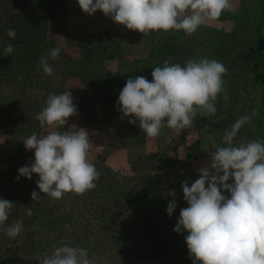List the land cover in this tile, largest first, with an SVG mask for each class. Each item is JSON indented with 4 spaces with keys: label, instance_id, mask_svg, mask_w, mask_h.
<instances>
[{
    "label": "trees",
    "instance_id": "16d2710c",
    "mask_svg": "<svg viewBox=\"0 0 264 264\" xmlns=\"http://www.w3.org/2000/svg\"><path fill=\"white\" fill-rule=\"evenodd\" d=\"M68 1L0 0V136L26 139L32 133L46 134L49 129L40 127L37 114L50 93L60 94L71 87L77 116L85 125L97 127L112 117L120 124L122 134L131 133L139 127L126 123L127 118L117 111L119 92L129 78L143 75L151 80L152 68L162 66L164 60L183 65L188 59L206 57L222 62L227 68L225 93L217 97L214 116L194 118L190 128L180 131L181 151L172 147L167 159H157L155 153L146 157L155 161L153 171L136 173L140 166L132 163L130 169L136 174L125 177L96 163V187L83 194L69 192L59 200L47 195L32 200V183L18 177L17 172L29 162L21 161L17 151L20 161L4 172L0 196L13 202L12 211L28 220L23 222L26 228L20 247L10 249L0 240V264H41L46 251L50 254L63 243L86 248L92 264H102L101 256L106 259L103 264H124L123 258L129 256L145 262L193 264L184 242L187 233L177 234L173 228L180 210L187 207L181 184L187 181L191 185L199 176V172H187L188 161L199 156L201 137L211 135L223 142L226 129L240 116L256 111L258 115L240 129L233 143L264 140V0H237L229 17L218 18L231 23L226 31L220 27L203 39L169 31L161 41L157 32L143 35L122 26L116 35L100 32L74 38L65 34L59 20ZM9 28L15 29V39L7 36ZM63 35H67L64 46L60 43ZM145 40L147 57L130 60L134 47L146 44L142 43ZM8 44L13 45L14 52L5 56L2 49ZM54 47L61 52L55 61L49 59L53 74L47 76L37 70L38 62ZM114 51L124 63L119 62L116 73L111 74L107 68L115 60ZM72 52L75 57L69 55ZM22 101L27 102L26 108H22ZM172 190L174 197L169 195ZM21 192L25 193L23 197L19 196ZM170 200L177 207L168 216ZM26 206L31 208V216L26 215ZM134 245L142 250L132 253Z\"/></svg>",
    "mask_w": 264,
    "mask_h": 264
},
{
    "label": "clouds",
    "instance_id": "9594fccd",
    "mask_svg": "<svg viewBox=\"0 0 264 264\" xmlns=\"http://www.w3.org/2000/svg\"><path fill=\"white\" fill-rule=\"evenodd\" d=\"M89 16L100 11L123 28L147 35L150 32H183L192 35L202 25L217 20L225 10H232V0H76ZM7 36L15 39L9 28ZM5 56L14 52L12 44L2 49ZM61 49H49L38 62V71L51 76ZM225 65L202 57L188 59L183 65L164 60L152 68L151 77L140 75L126 80L116 101L123 118L138 125L147 137L155 138L163 127L190 128L197 112L215 115L216 100L225 93ZM229 97L225 94L224 100ZM78 109L71 91L50 93L37 114L46 134L32 133L24 141L31 161L18 168V177L38 176L32 200L44 195L59 200L66 193L83 194L96 187L99 172L88 159L93 147L88 130L64 126ZM240 116L222 136L223 146L210 153V163L199 169L198 178L181 184L187 207L179 212L173 232L184 237L193 264H264V140L234 144L240 129L252 117ZM230 181V182H229ZM228 193L226 196L224 193ZM43 194L41 197L40 194ZM175 196V191L169 193ZM13 202L0 198V226L4 234L15 239L22 231L23 220L5 226ZM177 205L170 200L166 214ZM26 215L32 210L26 206ZM41 264H92L86 248L63 243L43 257Z\"/></svg>",
    "mask_w": 264,
    "mask_h": 264
},
{
    "label": "rangeland",
    "instance_id": "374dc122",
    "mask_svg": "<svg viewBox=\"0 0 264 264\" xmlns=\"http://www.w3.org/2000/svg\"><path fill=\"white\" fill-rule=\"evenodd\" d=\"M232 3V10H225L221 14V17H229L228 13L232 12L235 9V7L237 6V0H232ZM64 9V11L63 8L61 9L62 15H60L59 18L60 24L61 26H64L63 31L65 32V34H69L74 38H82L100 32H108L111 35H116V33L118 34L122 31L120 25L115 24L110 17L105 16L100 11H97L91 16L84 14L80 10L78 4L76 3V0H69L67 7ZM230 26L231 23L229 21L221 22L217 19L215 21L202 25L195 33H193V37L196 36V38L200 39H203V37L207 38L210 34L213 35V32L219 30L220 27H222V29L226 31ZM155 32H157L156 36L158 41H161L166 34L159 31ZM147 35H149V33ZM65 36L67 35H63L62 38L60 37V43L63 44V46L67 44L66 39H64ZM144 42L146 44H139L134 47L132 51L133 58H131V56L128 57L130 60L135 58L143 59L147 57L149 50V46L147 44L148 41L145 40L142 43ZM114 52L115 60H112L107 68V72H110L111 74L116 73L118 63L122 62L123 60L119 54H117L116 57V51ZM70 54L72 55L71 57H75V54L73 52L69 53V55ZM130 60H125V62L127 63ZM67 89L71 91V93L73 92L72 87ZM22 103H25L23 104L24 106L22 105V108H26L27 102L22 101ZM117 111L119 112V110ZM204 116L206 115H203L198 111L194 118H200ZM128 119H131V117L125 119L126 123H128ZM73 124L78 128H84L88 130L90 134V139L93 143V147L89 150V161L93 164L99 163L102 168H108L110 169V171H118L125 177L133 176L136 173L153 171L155 169V161L150 162L146 160V157L152 153H155L157 155V159H167V155L169 156L172 153V147H175L177 150L179 147V151H181V146L179 144V141L181 140V134L179 133L180 131L182 133L185 132L186 129L184 128V130L182 131V129H171L168 127H163L157 137L149 138L142 131H140L139 128L131 133L122 134V132H120V124L117 122V119L112 117L110 119L108 118L107 120H104L97 127H88L87 125H85V123H83L80 117L74 115L68 118L67 129ZM185 136L186 139L190 141V137L188 135ZM24 140V137L11 139L9 137L0 136V180H2L3 174L6 169L8 170L11 166L16 164L17 161H20V159L22 161V159H24L30 162L33 158V152L25 150L23 145ZM218 146H223V142L215 141V139H213L211 135L202 136L199 156H197L196 160L190 159L188 161V163H190V170H188L189 172H187V175L197 174L200 168L207 167L210 163V153L212 151H215ZM17 151L22 155L21 158L19 157V155H17ZM17 157H19L20 159H17ZM132 163H136V165L140 166L138 172L134 173L131 171L130 166ZM37 180L38 176L33 174L32 178L29 179V181L33 185L30 190L38 191V189L36 188ZM24 194V192H21L19 196L23 197ZM14 197L16 198V196ZM0 198L5 199L2 195L0 196ZM23 212H21L22 215L24 214ZM24 217L25 216H19L17 212L12 211L10 213L8 221L5 222V226L20 219L25 220L23 222H27L28 219ZM25 228L26 227L23 226L21 233L15 239H10L4 234L3 226H0V235L3 236L1 238H4L0 239L1 242L6 243V245L10 249H16L17 247H20L24 238ZM140 250H142V248H140L139 246L137 247V245L132 246L130 249L132 253H138L140 252ZM48 253L49 252L46 251L43 256L51 254ZM123 259L125 260H123L124 264H161L160 262L158 263L155 261L145 262L142 260H137L133 256H129V258L124 257ZM99 260L106 262L105 256H101ZM35 261H37L36 258Z\"/></svg>",
    "mask_w": 264,
    "mask_h": 264
}]
</instances>
